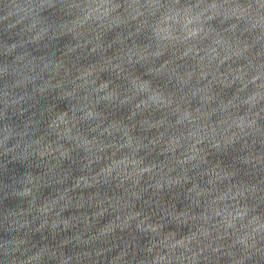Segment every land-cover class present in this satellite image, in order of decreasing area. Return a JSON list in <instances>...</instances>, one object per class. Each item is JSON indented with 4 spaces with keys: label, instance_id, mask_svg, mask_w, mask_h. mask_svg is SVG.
I'll use <instances>...</instances> for the list:
<instances>
[{
    "label": "water",
    "instance_id": "1",
    "mask_svg": "<svg viewBox=\"0 0 264 264\" xmlns=\"http://www.w3.org/2000/svg\"><path fill=\"white\" fill-rule=\"evenodd\" d=\"M0 264H264V0H0Z\"/></svg>",
    "mask_w": 264,
    "mask_h": 264
},
{
    "label": "clouds",
    "instance_id": "2",
    "mask_svg": "<svg viewBox=\"0 0 264 264\" xmlns=\"http://www.w3.org/2000/svg\"><path fill=\"white\" fill-rule=\"evenodd\" d=\"M105 7H108V6H106V5L97 6V8H105ZM216 7H217L216 5H209V6L206 7V9H208V8H216Z\"/></svg>",
    "mask_w": 264,
    "mask_h": 264
}]
</instances>
